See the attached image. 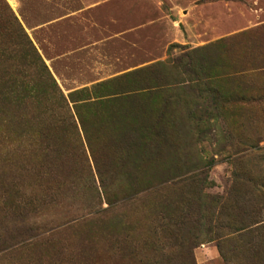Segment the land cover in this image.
I'll use <instances>...</instances> for the list:
<instances>
[{
    "label": "rangeland",
    "instance_id": "374dc122",
    "mask_svg": "<svg viewBox=\"0 0 264 264\" xmlns=\"http://www.w3.org/2000/svg\"><path fill=\"white\" fill-rule=\"evenodd\" d=\"M83 89L90 145L14 187L10 119ZM0 264H264V0H0Z\"/></svg>",
    "mask_w": 264,
    "mask_h": 264
},
{
    "label": "trees",
    "instance_id": "16d2710c",
    "mask_svg": "<svg viewBox=\"0 0 264 264\" xmlns=\"http://www.w3.org/2000/svg\"><path fill=\"white\" fill-rule=\"evenodd\" d=\"M53 85L57 86L55 83ZM59 97L56 99L58 104H55L52 100V97L47 99L49 102V107L45 109V113H48L46 120H50V125H44L40 127H36V129H33L30 131V128H26L23 131H20V124L17 120L18 116L12 117L9 121L10 126H13L11 135H9L10 144L8 145V148L5 152L6 158L9 160L11 164V169L14 172V176L12 177V183L14 184V187L23 186L26 180L32 179V180H38L37 187H41L43 189H51L53 184L57 182H51L46 178H49L53 175L52 168H48L43 164V162H46V159L49 157H52V154L55 153L53 150L54 143H49V139L54 138V129L52 126L54 124H58V130L62 131L64 129L72 130V132L76 131V134L78 131V126L80 127L84 138L87 140L88 144L90 143V137L88 135V123L90 122V118H86L84 114L82 115L80 113V108L85 107L89 108V98H84L86 94L89 92L87 89H83L80 91L72 92L68 95V100L71 103H74L75 105H78V103H81V105L74 108V112H71V110L68 107V102L65 96L58 90ZM9 103H11L15 108L18 109H26V108H32L34 105L39 104V96L36 95V90L33 92V94L28 93V91L23 90V88H14L12 91L9 92ZM34 107V109L36 108ZM62 110V113L56 112V110ZM58 110V111H59ZM40 115H42L40 113ZM34 118H39V116H34ZM15 121V122H14ZM93 122V121H92ZM148 126H145V131H147ZM26 132V141L23 144L21 142L22 135ZM31 133V134H30ZM79 134V133H78ZM57 138V137H55ZM54 138V139H55ZM57 144V142H56ZM90 145V144H89ZM119 152V151H118ZM116 154V153H115ZM60 156V154H59ZM21 161L25 163L24 165L21 164ZM97 177H98V189L101 190L103 195L105 196V200H107V203L110 205V200L107 198V195L109 192H112V190H116L117 184L115 182V176H111L110 171L111 168H107L106 170H100L97 166ZM63 185V184H58ZM12 190L14 191L15 189ZM20 188V187H19ZM18 190L14 191V196L17 197ZM18 198V197H17ZM17 209L19 206L16 207Z\"/></svg>",
    "mask_w": 264,
    "mask_h": 264
}]
</instances>
